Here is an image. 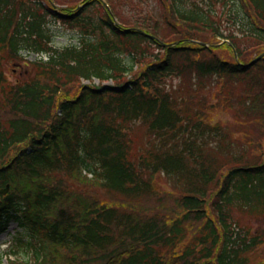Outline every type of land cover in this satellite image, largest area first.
<instances>
[{"label": "trees", "instance_id": "1", "mask_svg": "<svg viewBox=\"0 0 264 264\" xmlns=\"http://www.w3.org/2000/svg\"><path fill=\"white\" fill-rule=\"evenodd\" d=\"M154 1L145 12L132 0H0V233L18 226L0 264H248L262 243L232 210L264 211V148L189 102L206 81L240 86L235 102L262 128L264 57L243 56L264 50V0ZM61 24L76 40L59 46ZM210 37L237 57L197 42ZM15 60L26 69L10 79ZM174 77L188 98L167 86ZM136 123L145 144L134 153ZM159 173L179 214L108 205L90 190L153 197Z\"/></svg>", "mask_w": 264, "mask_h": 264}, {"label": "rangeland", "instance_id": "2", "mask_svg": "<svg viewBox=\"0 0 264 264\" xmlns=\"http://www.w3.org/2000/svg\"><path fill=\"white\" fill-rule=\"evenodd\" d=\"M133 3H139V5H143V9L146 12L148 7H153V5H156L154 0H132ZM147 2V3H146ZM78 3V4H77ZM74 3L71 6H78L80 3L77 2ZM56 5V4H55ZM58 5V4H57ZM67 5V4H66ZM127 5V4H126ZM149 5V6H147ZM61 6L62 5H58ZM135 8H131L128 13L134 12ZM129 15V14H128ZM130 16V15H129ZM58 24H60L58 22ZM70 26H64L61 24L56 25L52 27L53 35H54V42L55 45L62 46L64 44L69 43L70 40L74 41L75 32L70 30ZM76 38V37H75ZM210 39L209 44L211 46H215L214 52H216L219 56L225 57L228 60H231L234 56V52L230 48H226L224 45V40H218V39ZM201 40V39H200ZM217 40V42H215ZM205 41V40H202ZM218 45V46H217ZM221 45V46H220ZM151 51H157L155 47L150 48ZM257 48H253L251 45L250 47L246 48L244 50V59L248 60L249 63L253 60L252 64H254L257 60L264 57V50L260 53H257ZM259 55H262L259 59L254 60L256 57H259ZM35 55H28V59L34 58ZM6 74L10 79L13 78V76L19 74L20 72H23L26 69L25 62L23 61H12L6 66ZM85 83V82H83ZM108 83H110L108 81ZM167 86L173 87L174 89L181 90L182 88L187 89L185 86V82L181 77H174L168 80ZM188 85L191 86V83L188 82ZM168 87V88H169ZM227 92H222L221 87L219 83L214 81H206L205 87L202 89H199L198 92H192V102H189L190 104V113L196 111V113L201 112L199 108L203 109L204 115L207 114L209 118L211 117L216 122H220L222 125L226 126V129H230L234 132V136L237 138L244 137L245 135L247 137H250L251 140L254 141L252 144V149L258 152L261 148H264V125L262 128H259L257 125H249L248 120L244 119L241 104L236 103L234 97H239L241 90L240 86L237 85H230ZM233 91L234 94L237 95H231L230 93ZM230 92V93H229ZM237 92V93H236ZM77 93L76 89H70L69 90V96L74 97ZM189 91H184V96L188 98ZM233 96V97H232ZM200 99V100H198ZM229 100L231 102H229ZM203 103V104H202ZM204 105V106H203ZM201 109V110H202ZM229 131V130H228ZM229 133H232L229 131ZM131 137L134 139L133 141V152L137 153V150L141 146L145 144V138L143 133L141 132L140 125L138 123L134 124L133 128H131ZM154 184L155 189L157 190V195H154L153 197H142L140 199H137L136 201L133 200H125L119 197L114 196H106V192L99 189L97 186L90 187L91 192L93 195L99 196L103 202H105L108 205H116L118 207H122L124 209H132V207H144V208H150L146 210H154L155 208L158 210L160 214H169L168 212L179 214V206L175 203L176 195H178V192L173 191V185L171 182H169L168 178L164 174H157L154 176ZM77 188L84 189V185L77 184ZM89 190V189H87ZM124 206V207H123ZM144 210V209H143ZM179 212V213H178ZM232 216L233 220L236 224H239L242 228V233L248 231L250 235H259L263 238L262 243L258 246L254 247L250 251L246 253V257L248 259V264H264V211L262 212H250L247 209H241V208H234L232 210ZM15 223H11V226L9 229L12 231L14 229ZM187 231L189 232L187 237L185 238V242L192 241L191 236V230H189L188 227H186ZM11 234L7 232H3L0 234V250L5 248V246L8 244V241L10 239ZM23 264V263H21Z\"/></svg>", "mask_w": 264, "mask_h": 264}, {"label": "water", "instance_id": "3", "mask_svg": "<svg viewBox=\"0 0 264 264\" xmlns=\"http://www.w3.org/2000/svg\"><path fill=\"white\" fill-rule=\"evenodd\" d=\"M262 55H259V57H256L254 60H257L261 57ZM253 62V60L250 62V64ZM7 189H4L3 191L5 192Z\"/></svg>", "mask_w": 264, "mask_h": 264}]
</instances>
